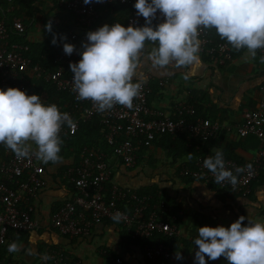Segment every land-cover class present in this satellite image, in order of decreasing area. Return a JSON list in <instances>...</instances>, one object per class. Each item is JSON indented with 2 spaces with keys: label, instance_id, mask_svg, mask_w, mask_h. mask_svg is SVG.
<instances>
[{
  "label": "built area",
  "instance_id": "built-area-1",
  "mask_svg": "<svg viewBox=\"0 0 264 264\" xmlns=\"http://www.w3.org/2000/svg\"><path fill=\"white\" fill-rule=\"evenodd\" d=\"M129 2L130 0H92L91 3L85 4L84 0H58L59 6L63 7L68 15H72L74 24L69 31V42L63 38L58 39L54 59L57 69L47 72L40 65H34L32 59L28 57L30 51L28 44L15 42L11 38L12 35L24 37L27 33L26 18L12 16L20 0H0V88L7 90L12 87L26 91L31 80L29 73L32 72L34 79L43 78L52 82L59 91L72 94L77 101L76 107L81 104L85 108L80 119L68 113L73 120V126L65 124L62 127L61 139L75 134L79 129L80 120L87 121L97 117L105 128L107 144L113 148L112 156L125 167L132 169L137 164L141 148L153 147L154 141L161 136L186 135L189 142L206 141L224 128L217 121L201 118L195 121L181 118L176 121L159 110H151L149 98L152 89L147 82H139L142 85L141 93L133 100L131 109L116 104L112 109L100 112L91 100L77 99V94L73 91L70 64L79 62L82 58L77 46L78 32L94 27L100 18L101 8L116 3L125 5ZM163 20L162 14L158 12L152 26L155 27ZM115 23L118 22L113 21L111 25ZM123 25L142 27L145 25V18L138 15L134 9ZM213 31L216 32V29H200L198 39L201 41V51L208 55L211 61L225 66L236 49L227 41H216L212 36ZM64 43L75 45L76 50L72 55L65 54ZM257 53L264 59V49H258ZM178 112L180 117H195L196 114L194 106L188 103H183ZM242 118L243 122L237 126L239 135L256 136L260 141L259 149L251 160L243 163L224 157L226 167L238 176V183L233 186L225 181L217 185L221 190L231 189L235 194L246 195L250 192L251 184L264 170V86L258 106L245 110ZM2 145L4 144L0 143V146ZM207 157L199 155L194 168H185L182 175L207 184L214 183L213 174L204 167V160ZM110 160L106 153L98 152L93 147L86 146L81 149L78 164L66 173L74 185L76 194L54 214L52 220L54 230L71 239L90 237L95 226L105 221H115L113 216L120 213L122 215L118 223L133 238H150L156 233L169 237L176 236L179 233L178 228L167 222L162 213L149 212L148 197H142L137 191L118 186H113L110 196H106V186L114 176V166ZM237 168L242 169L238 174L235 172ZM47 185L45 168L40 159L34 154L26 158H17L10 149H6L5 159H0V249L9 242L11 233H29L37 228L34 220L35 207L30 201L36 199ZM121 204H125L126 207H121ZM163 208L161 205L162 210ZM144 251L146 258L151 262L159 261L165 264L164 262L171 257V248L163 243L147 246ZM49 264L70 263L62 251L53 250L49 254ZM73 264L84 263L79 260ZM112 264L127 263L123 258H117Z\"/></svg>",
  "mask_w": 264,
  "mask_h": 264
},
{
  "label": "crops",
  "instance_id": "crops-1",
  "mask_svg": "<svg viewBox=\"0 0 264 264\" xmlns=\"http://www.w3.org/2000/svg\"><path fill=\"white\" fill-rule=\"evenodd\" d=\"M53 5L54 0H40L32 10L35 9L39 15L42 10L45 11L43 16L36 17L44 22L45 15H56L51 10ZM57 19L64 24H74L70 15L66 19L61 16ZM114 19L115 14L101 12L99 21L92 29L78 32L77 46L81 53L83 44L88 42L87 33L105 24L111 25ZM33 21L29 26H32ZM42 22L30 31L29 26H26V39L29 42L43 43L46 40ZM154 46L151 42H145L133 79L134 83L147 82L150 85L149 108L176 118V114L179 115L178 108L195 98L206 120L217 121L224 128L208 145L209 153L215 154L219 150L227 156H236L242 162L251 160L259 149L260 141L252 134L240 136L237 126L243 122L244 111L255 108L261 100L264 59L258 53L253 57L247 49H241L238 56L221 66L205 58L200 44L198 63L187 67L177 68L170 64L166 68H158L153 66L149 57ZM29 76L35 80L32 72ZM28 143L31 144V151L35 152L36 145L31 141ZM165 146L166 143L162 141L153 144L144 153L140 151L137 164L132 169L111 157L114 176L109 184L134 191L158 187L166 196L170 209L163 210L162 215L179 230L176 236L167 237L171 242V257L167 264H195L197 248L193 241L198 237L199 227H230L241 216L246 217L245 224L247 220L264 222V172L252 184L248 194L222 193L212 183L183 176V169L193 164V160L181 156L179 150L174 155H167ZM173 150V147L168 149L169 153ZM78 160L77 155H70L56 164L43 162L48 185L36 199L30 201L35 207L37 228L29 233L11 235L9 242L1 248L0 264H49V254L53 250H62L84 264H109L112 254L123 256L128 264H150L143 248L123 247L124 230L116 221L109 220L95 226L90 237L86 238L71 239L54 230L52 220L56 210L76 194L66 173ZM12 242L21 245L19 252H8V245ZM177 253L182 259L176 258ZM207 264H228V260L222 256L215 261L208 259Z\"/></svg>",
  "mask_w": 264,
  "mask_h": 264
},
{
  "label": "clouds",
  "instance_id": "clouds-1",
  "mask_svg": "<svg viewBox=\"0 0 264 264\" xmlns=\"http://www.w3.org/2000/svg\"><path fill=\"white\" fill-rule=\"evenodd\" d=\"M91 2L84 0L85 4ZM134 7L145 18L144 26L105 24L88 32L82 58L70 64L77 99L91 100L100 112L116 104L133 107L142 88L133 79L146 41L155 45L149 57L158 68L198 63L201 28H215L234 49H247L253 57L258 49H264V0H136ZM158 12L164 20L153 27ZM45 27L51 32V21ZM52 43H57L56 37ZM63 50L70 56L76 48L64 43ZM65 124L73 126L70 115L54 103L45 104L40 95H28L19 88H0V143L17 158L34 154L44 163L61 162L60 132ZM29 141L36 145L34 153ZM204 167L213 174L215 184L238 183V176L226 167L222 151L208 156ZM241 170L237 168L235 172ZM121 215L116 213L113 220L119 222ZM245 220L241 216L230 227H199L193 241L197 248L195 264H207L208 259L215 261L222 256L228 264H264V222L247 220L245 224ZM20 250L16 242L8 245L10 253ZM176 258L182 259L180 253Z\"/></svg>",
  "mask_w": 264,
  "mask_h": 264
},
{
  "label": "trees",
  "instance_id": "trees-1",
  "mask_svg": "<svg viewBox=\"0 0 264 264\" xmlns=\"http://www.w3.org/2000/svg\"><path fill=\"white\" fill-rule=\"evenodd\" d=\"M40 0H33V1H23L20 0V3L16 4V9L14 13L12 14L13 17H25V24H27L34 18L35 16V9L32 10V8L36 5V3ZM136 3V0H130L128 4H120L116 3L111 6H107L104 8H101L100 12H105L107 14H115L116 19L112 20L117 21L120 24H126L128 21L130 15L133 13ZM53 10L56 12V15H54V18H57L61 16L63 19H66L68 16L66 14V10L59 6L58 0H54ZM72 17V15H70ZM52 17V16H49ZM62 19V20H63ZM100 19V18H99ZM27 20V21H26ZM44 33L46 35V40L43 43H33L27 41V33L24 35V37L12 35V40L20 42L21 44H28L30 47V51L27 54L28 57H30L33 61V64H38L41 66L42 69L46 70L47 72H53L57 69V66L54 62L55 55L57 53V44L58 39L66 37V40L69 42V31L72 29L73 24L66 23L64 24L62 21H59L58 19H54L52 23V30L49 32L47 28L45 27L49 22L48 20H44ZM99 21V20H98ZM97 21V22H98ZM112 24V23H111ZM111 26V25H110ZM144 26V25H143ZM28 31V30H27ZM212 36L216 39L218 42L226 41L224 39H221L220 36L217 34V32L213 31ZM57 38V43L53 44L52 40L53 38ZM240 50H236L233 53L232 57L238 56ZM205 58L207 60H210V57L208 55H205ZM28 95H40L42 101L45 104H56L61 112L71 113L73 117L79 118L81 113L84 111L85 106L84 105H77V101L74 98V96L68 92H61L59 91L56 86L52 82H48L45 79H35V80H29V85L27 86V90L25 91ZM43 93V94H41ZM45 99V100H44ZM195 108V117H189L184 116L180 117L178 113L176 114V118H172L173 120L179 121L181 118L186 119L187 121H195L198 118L201 119H207L202 114V107L199 105V103L196 101V99H192L189 102H186ZM221 132V131H220ZM220 132L216 133L214 136L210 137L208 140H194L192 142H189L187 139V136H180V137H174L171 134H167L164 136L159 137L156 141H154V144L158 142H165L166 143V151L167 155L175 154L177 150L180 151L181 156L188 157L191 156V159L193 160V164H188V168H194L196 158L199 155L203 156H210L214 154L209 153L208 145L214 141L219 135ZM63 144L61 145V152L60 156L62 158H67L70 155H77L79 157L80 151L83 147H93L98 152H104L106 153L109 158L113 157V148L110 147L105 139V128L101 125L99 118L93 117L91 120H80L79 123V129L76 131L75 134L67 136L65 138H62ZM173 147L175 150L171 153H169L168 149ZM7 147L5 145L0 146V159H5ZM148 148L142 147L141 152L144 153ZM224 157H228V159L235 160L239 163H243L240 159H238L236 156H227L226 153H223ZM175 157V156H174ZM79 161V160H78ZM78 164V162H77ZM76 164V165H77ZM187 168V167H186ZM184 170V169H183ZM264 172V170H263ZM190 179H194L191 177H187ZM255 182V181H254ZM253 182V183H254ZM252 183V184H253ZM217 188L218 185L212 183ZM251 184V186H252ZM106 196H110L111 191L113 189L111 184H107L106 186ZM221 190V189H220ZM138 194L142 197H148L149 198V204H150V210L149 212H160L163 213V210L170 209L168 199L165 195H163L161 190L158 189V187H151V188H141L138 191ZM227 194H235L231 191V189H224L222 190V193ZM161 205L164 206L163 210L161 209ZM62 206H59L56 212L61 208ZM121 207H126L125 204H121ZM55 212V213H56ZM148 214V213H147ZM171 223V222H170ZM172 224V223H171ZM121 226V225H120ZM122 227V226H121ZM123 229V228H122ZM124 230V229H123ZM13 235V233L10 234V236ZM123 247L130 248L132 246H138L143 249H145L147 246H156L161 243L170 245V237L164 236L162 233H156L153 237L147 238V237H140V238H133L128 232L124 230L123 235ZM169 237V238H167ZM4 247V246H3ZM1 251V249H0ZM62 251V250H60ZM65 255V258L67 261H69L70 264L75 263L76 261H79V259L74 258L73 256L67 254L66 252L62 251ZM112 258L109 259V264L113 263V260L117 258H123V256L120 255H111ZM146 258V255H145ZM147 259V258H146ZM147 262L150 264H162V262L156 261L151 262L147 259ZM127 263V262H126ZM165 264L168 263V260L164 262ZM128 264V263H127Z\"/></svg>",
  "mask_w": 264,
  "mask_h": 264
},
{
  "label": "rangeland",
  "instance_id": "rangeland-1",
  "mask_svg": "<svg viewBox=\"0 0 264 264\" xmlns=\"http://www.w3.org/2000/svg\"><path fill=\"white\" fill-rule=\"evenodd\" d=\"M55 14H56V12L53 10V9H51ZM53 12H51L52 14H53ZM45 13V11H43L42 10V13H40V15H39V13H36L35 12V16H34V21L32 22V26H29V23L31 22H29L28 24H27V26H29L28 27V29H29V31L31 30V29H34V26L37 24V23H41L42 22V19H37L36 17H37V15L39 16V18L41 17V16H43V14ZM49 16H52V17H49ZM45 15L44 16V18L43 19H46V20H48V22L49 21H51V22H53V20L55 19H57V18H54V16L53 15ZM37 20H39V21H37ZM45 22V21H44ZM44 22H42L43 24H44ZM27 41H29V40H27Z\"/></svg>",
  "mask_w": 264,
  "mask_h": 264
}]
</instances>
